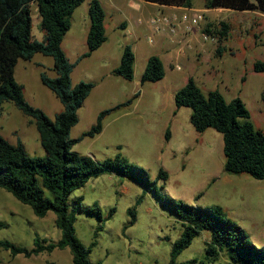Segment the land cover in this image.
Returning a JSON list of instances; mask_svg holds the SVG:
<instances>
[{
	"label": "rangeland",
	"instance_id": "1",
	"mask_svg": "<svg viewBox=\"0 0 264 264\" xmlns=\"http://www.w3.org/2000/svg\"><path fill=\"white\" fill-rule=\"evenodd\" d=\"M191 13L202 15L196 27L203 39V31L225 23L228 38L218 43L217 38L207 36L204 51L187 50L179 61L182 79L145 83L138 89L139 96L129 107L108 115L101 133L94 138H84L73 150L94 161L112 159L117 154L130 164L144 169L151 180L159 170L168 174V180L159 181L162 192L194 207L223 209L226 217L241 227L253 245L264 247V180H255L247 174L231 175L223 171L224 155L222 137L213 129L197 133L190 124V109H175L174 99L167 88H181L189 78L206 95L218 91L226 102L239 98L250 113L254 127L264 132V73H255L253 65L264 63V14L259 11L234 12L228 9H205L202 0H194ZM31 34L35 40L44 37L40 29L37 6L30 3ZM206 36V35H205ZM222 53H217V48ZM52 59L37 54L31 61L19 60L14 78L23 86L25 100L41 110L50 119L62 111V105L42 85L40 73L53 78ZM176 68V67H175ZM78 74L72 85L80 81H94L98 76L94 69ZM134 68L135 81L138 82ZM133 77V78H134ZM113 84L89 95L78 111V123L70 137L78 138L96 121L99 112L126 102L136 92L132 83ZM169 129V138L165 131ZM0 135L15 145L19 141L30 157H45L38 133L31 120L12 104L0 105ZM83 198V205L91 208L97 204L103 221L77 214L74 224L76 238L86 247L94 240L97 227L102 230L96 236L97 245L89 255L96 264H171V247L181 234L182 228L173 216L161 210L154 197L139 185L115 175L103 174L89 182L71 197ZM135 207L136 222L124 230L129 221L127 210ZM110 209L113 216L105 220ZM47 242L59 241L61 234L55 225V215L47 213L36 217L32 210L0 189V241L8 240L20 247L32 248L35 237ZM208 233L195 238L175 260L188 264H230L224 255L210 262L204 259ZM195 261V263H189ZM0 264H72L68 249L41 253L31 257H12L0 248Z\"/></svg>",
	"mask_w": 264,
	"mask_h": 264
},
{
	"label": "trees",
	"instance_id": "2",
	"mask_svg": "<svg viewBox=\"0 0 264 264\" xmlns=\"http://www.w3.org/2000/svg\"><path fill=\"white\" fill-rule=\"evenodd\" d=\"M162 6L191 9L194 0H140ZM34 2L40 17V29L44 37L35 40L31 34L30 3ZM84 0H0V105L12 104L34 123L45 157H30L23 145L17 141L9 143L0 135V189L5 190L22 205L28 206L36 217L44 218L47 213L55 215V225L60 231L59 241L47 242L35 237L33 247H20L8 240L0 241V248L12 257H31L41 253H51L68 249L72 264H93L89 260L92 249L97 245L96 236L102 230L97 227L94 240L89 246L83 245L75 236L74 224L77 214L103 221L97 204L91 208L83 205V198L70 202L71 195L82 189L89 180L103 174L128 179L151 194L158 207L168 212L180 223L182 231L171 247V264L187 249L192 241L202 233H208L205 242L204 259L210 262L224 255L230 264H264V247L258 248L249 240L246 232L228 219L219 206L194 207L176 200L162 192L157 183L168 180V174L159 170L156 179L117 154L114 158L94 161L73 150L84 138H94L103 129L105 118L112 112L129 107L139 96V92L126 102L98 113L95 123L78 138L70 133L78 123V111L95 87L91 81L71 82L75 64L90 57L107 40L104 21L105 12L98 0L88 3L89 28L86 51L75 63L67 59L61 44L71 27L74 11ZM205 9H228L234 12L259 11L264 14V0H202ZM229 28L225 23L204 29L203 34L217 38L218 43L227 40ZM217 53H222L218 46ZM40 54L53 61L51 78L40 73V81L62 105V111L50 119L41 110L31 106L24 98L23 86L14 78V69L19 60L31 61ZM134 54L131 46L123 48L119 65L111 75L131 82L134 77ZM255 73H264V63L253 65ZM165 76L163 64L158 56H150L140 78L141 85L157 83ZM175 109H190V124L197 133L213 129L223 142V171L231 175L247 174L255 180H264V132L254 127L250 113L244 103L235 98L226 102L218 91L206 95L189 78L184 86L173 95ZM169 129L165 139L169 138ZM115 209H110L105 220L110 219ZM128 223L124 230L136 222L135 207L127 210ZM189 263H195L191 261ZM100 264V263H96ZM188 264V263H180Z\"/></svg>",
	"mask_w": 264,
	"mask_h": 264
},
{
	"label": "crops",
	"instance_id": "3",
	"mask_svg": "<svg viewBox=\"0 0 264 264\" xmlns=\"http://www.w3.org/2000/svg\"><path fill=\"white\" fill-rule=\"evenodd\" d=\"M89 1L91 0H84L83 4L74 11L71 27L61 44L70 63H75L77 58L86 51V38L89 28ZM98 1L105 12L104 27L107 40L90 57L76 63L71 73L72 81L77 74L79 75L77 80L84 76V73L89 74L90 69H94L97 72L96 76L98 77L93 81L95 87L90 95L102 88L104 89L106 86L113 84L121 86L125 84L120 80H113L121 78L111 75V72L119 65L123 48L126 45L131 46L135 60L134 68L138 74L137 76H139L138 82L135 81V77L131 82H128H133L131 92H136L138 90L136 89L137 87H143L140 83V78L150 56H158L163 64L165 76L161 82L164 81L167 72L172 80L182 79V70L180 71L179 66L176 64L186 57L187 50L192 47H194L195 51H204L208 45L204 38L202 39L200 35L198 36L196 27L191 28L190 31L179 29L177 33L172 34L168 30L159 33L153 32L148 25V21L156 15L181 13L184 10L192 11L194 10L193 7L187 9L162 6L140 0ZM178 89L177 87L167 88L172 94Z\"/></svg>",
	"mask_w": 264,
	"mask_h": 264
},
{
	"label": "built area",
	"instance_id": "4",
	"mask_svg": "<svg viewBox=\"0 0 264 264\" xmlns=\"http://www.w3.org/2000/svg\"><path fill=\"white\" fill-rule=\"evenodd\" d=\"M201 21V14H192L191 11L184 10L181 13L156 15L148 21V25L153 32L159 33L168 30L170 33L175 34L179 29L190 31L191 28L197 27ZM203 38L206 40L207 36L204 35Z\"/></svg>",
	"mask_w": 264,
	"mask_h": 264
}]
</instances>
